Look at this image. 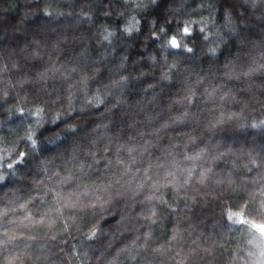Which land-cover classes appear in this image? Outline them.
I'll return each mask as SVG.
<instances>
[{
  "label": "trees",
  "instance_id": "obj_1",
  "mask_svg": "<svg viewBox=\"0 0 264 264\" xmlns=\"http://www.w3.org/2000/svg\"><path fill=\"white\" fill-rule=\"evenodd\" d=\"M260 225L264 0H0V264H261Z\"/></svg>",
  "mask_w": 264,
  "mask_h": 264
},
{
  "label": "snow or ice",
  "instance_id": "obj_2",
  "mask_svg": "<svg viewBox=\"0 0 264 264\" xmlns=\"http://www.w3.org/2000/svg\"><path fill=\"white\" fill-rule=\"evenodd\" d=\"M133 27H134V24L131 25L128 29H126V31L131 32ZM184 33H185V34H188V33H189V29H188V28H185V29H184ZM169 43H170V45H171L173 48H179V47H180L179 42H178L175 38H172V39L170 40ZM188 51H191V49H188ZM9 167H11V165H9ZM229 219H231V217H229ZM258 227L260 228V230H261L262 232H264V225H260V226H258Z\"/></svg>",
  "mask_w": 264,
  "mask_h": 264
},
{
  "label": "clouds",
  "instance_id": "obj_3",
  "mask_svg": "<svg viewBox=\"0 0 264 264\" xmlns=\"http://www.w3.org/2000/svg\"><path fill=\"white\" fill-rule=\"evenodd\" d=\"M157 0H152V4H156ZM61 113H54L52 119L55 121L56 119H59ZM261 264H264V261H261Z\"/></svg>",
  "mask_w": 264,
  "mask_h": 264
},
{
  "label": "rangeland",
  "instance_id": "obj_4",
  "mask_svg": "<svg viewBox=\"0 0 264 264\" xmlns=\"http://www.w3.org/2000/svg\"><path fill=\"white\" fill-rule=\"evenodd\" d=\"M124 222H125V220H124V219H121V221H120V223H119V224H120V225H119V228H122V225L124 224ZM123 226H125V225H123ZM123 228H124V227H123ZM123 228H122V229H123Z\"/></svg>",
  "mask_w": 264,
  "mask_h": 264
}]
</instances>
